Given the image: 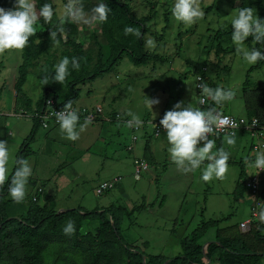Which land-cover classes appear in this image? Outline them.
I'll use <instances>...</instances> for the list:
<instances>
[{"label":"rangeland","instance_id":"obj_1","mask_svg":"<svg viewBox=\"0 0 264 264\" xmlns=\"http://www.w3.org/2000/svg\"><path fill=\"white\" fill-rule=\"evenodd\" d=\"M49 1L56 10L53 18L55 22L63 23L68 20L77 27V35L81 39H90L93 34L100 36V25L92 19L93 9L99 1L79 0L85 13L82 19L64 16L67 0ZM253 1L199 0L204 11L211 5H215L216 9L205 14L196 24L184 26L171 15L174 0H131L130 4L138 18H150L147 23L145 50L157 55L166 64H154V70L151 62L145 67H134L123 60L117 66L116 72L109 73L82 89L76 109H86L89 110L88 113L101 109L102 115L105 116L101 117L100 124H86L77 141L68 140L58 123L53 122L56 120L51 121L54 124L51 128L48 127L49 130L39 129L30 145L34 154L25 159L32 167L25 198L20 203H13L9 213H17L23 209L33 188L36 189L42 184L46 192L50 191V196H55L56 206L62 209L81 207L85 211H91L97 207L118 203L134 210L133 216L121 225L123 241L147 254L167 258L180 254V240L189 235L201 221L220 220V235L226 237H232V232H242L239 225L250 220L253 212L257 217L252 218V222L260 223L264 219V202L259 200L258 195L261 189H264V174L259 178V184L254 191L246 187L242 198H237L234 194L240 172L238 163L241 159L245 161H242L245 179L252 175V168L245 160L250 143L247 137L243 138V151H240L237 157L235 150L230 153L229 168L224 177L205 182L200 178V169L185 172L176 166L169 158L166 143L164 149L157 147L159 141H164L163 135L158 138L159 141H156L157 138H151L150 149L144 151L143 136H153L151 125H144L134 134L127 124L131 118L128 115L130 111L141 119L149 116V120H152L150 112L144 108L143 95L149 99H158L160 96L167 99L165 103L169 102L167 107H160L158 104L153 106L156 116L160 114L158 118L174 105V102L168 99L175 95L176 90L186 91V95L188 92L190 99L183 101L185 104L193 100L198 105L197 96H193V92L196 95L194 88L189 85L192 81L195 82L197 74H200L202 79L206 77L208 85L214 84L233 90V100L220 105L221 112L233 117L243 116L241 90L245 78L250 74V82L247 80L250 88L263 87L264 65L259 71L248 73L254 65H248L240 58L231 36L223 39L220 44L222 49L228 51L218 55L213 40L219 30L232 31L230 19L238 8L247 6L255 9ZM226 24H229L227 28L221 27ZM35 27L37 31L38 22ZM149 39L155 42L154 45L147 43ZM98 41L100 45H104L105 51L107 48L104 40L99 37ZM48 46L49 51H54L57 55L58 44L48 40ZM20 55L21 51L18 50L0 52V92L3 89L9 106L11 100L14 101L16 97L14 83L15 78L17 79L16 68L21 63ZM55 60L57 64L56 56ZM44 63L42 57L22 88L23 92L33 99V103L42 94L41 84L36 77ZM113 112L115 119L110 122L108 120ZM30 118L31 115H24V122L20 121L18 127L12 125L14 139L18 140L22 134L28 135L26 124L30 125L31 130ZM30 130L28 128V133ZM133 135L136 137L134 143ZM127 146L129 149L132 147L131 152L126 151ZM135 158H142L146 166V170L137 180L132 164ZM13 171L12 166L9 172ZM115 178L120 179L115 188L102 195H96V186ZM135 208L138 210L135 211ZM94 227L96 223L92 222L88 228L92 230ZM215 231L216 229H212L208 232L205 238L207 242L214 239ZM261 236L264 237V230ZM0 264L7 263L0 261ZM205 264H209V261Z\"/></svg>","mask_w":264,"mask_h":264},{"label":"trees","instance_id":"obj_2","mask_svg":"<svg viewBox=\"0 0 264 264\" xmlns=\"http://www.w3.org/2000/svg\"><path fill=\"white\" fill-rule=\"evenodd\" d=\"M45 2L52 4L49 0H35L37 9ZM104 2L111 9L108 20L102 24L99 23L100 36L93 34L90 39H81L77 35V27L68 20L59 23L53 19L51 23L54 24H51L38 19L39 28L36 34L30 37V44L21 51V63L16 68L17 79L14 83L16 101L18 104L23 101L32 113L31 131L20 145L16 158L26 159L33 155L34 151L30 149V145L34 141L37 131L42 128L47 131L56 122L53 121V123L48 119L47 126L43 127L45 112L47 116L54 111H59L68 101L72 102L73 108L78 109L76 102L82 89L92 85L94 81L106 77L107 74L116 72L117 66L123 60L134 67H145L151 62L154 70L156 68L154 64L158 63L160 66L166 64L163 59L145 50L147 23L150 18H138L130 4L131 0H104ZM253 2L257 16L264 19V0H254ZM13 6L14 0H0V7L10 9ZM215 9L216 6L211 5L205 10V14L213 12ZM57 26L63 27L65 31L61 34L59 42H56L59 50L55 55L54 51H49L48 40H51L49 39V30H55ZM126 26L136 27L140 36L125 35L124 28ZM230 36L231 32L226 30H219L215 33L213 42L217 46V55L228 51L222 49L220 44L223 39H228ZM99 37L104 40L107 48L105 51L104 45H100L98 41ZM36 39L39 40V44ZM246 43L249 48L255 46V42L251 38ZM55 56L58 58V62L63 57L70 59L75 57L80 67L78 70L70 69L69 76L61 83L48 80L46 85H42L41 81L46 76L49 75V79H51V75L54 74L52 72L56 65ZM42 57H44L45 63L36 77L41 84L42 94L33 103L31 97L26 95L22 88ZM263 65L264 61L256 63L250 67L248 73L259 71ZM249 75L245 78L241 90L244 114L236 118H243L248 124L255 120L258 130L264 133V86L250 88L247 83ZM203 82H207L206 77ZM208 86L217 87L214 84ZM198 107L205 111L212 109L224 114L221 112L220 105H215L207 98L203 106L198 104ZM85 111L86 109L77 110L80 123L86 121L84 117L88 112L85 114ZM26 113L28 112L26 111ZM101 117L103 116L94 114V120L87 121V124H100ZM110 117V122H114L115 112ZM54 120H56L55 116ZM236 132L237 135L244 133L250 136L244 128ZM219 137L222 136L216 135L212 139L216 142ZM151 138L153 137H143L145 140L144 151L150 149ZM251 140L250 149L252 150L254 139ZM126 151L131 152L132 147L128 149L127 146ZM134 162L144 163V160L135 158L132 163L133 169ZM238 164L240 172L234 194L237 198H242L246 191V173L243 169L244 163L239 162ZM263 172L254 173L252 176L259 179ZM12 174L0 186V261L7 264H205L206 261H209V264L214 262L217 264H263L264 262V237L261 236L264 230V219L260 223L252 222V213L249 230L232 232L230 233L232 237L220 235V220L201 221L189 235L180 240V254L167 258L161 255L147 254L138 247H132L123 241L121 225L133 216L134 210L118 203L102 208L97 207L91 211H85L81 207L62 209L56 206L55 196H50V191L46 192L42 184L35 190L33 197L29 198L23 209L20 208L19 212L15 211L10 214L11 205L15 203L8 198V186ZM102 184L95 188L94 192L98 196L111 191L117 185L114 184L112 188L106 187L98 192ZM258 197L261 202H264V189H261ZM136 210L138 208H135ZM69 221L73 223L75 230L71 234H66L63 228ZM92 222L96 223V227L91 230L88 227ZM212 229H216L214 239L209 240L210 244L203 249L204 245L208 243L205 238Z\"/></svg>","mask_w":264,"mask_h":264},{"label":"clouds","instance_id":"obj_3","mask_svg":"<svg viewBox=\"0 0 264 264\" xmlns=\"http://www.w3.org/2000/svg\"><path fill=\"white\" fill-rule=\"evenodd\" d=\"M110 11L108 4L104 0H99L93 9L92 19L102 24L108 20ZM54 14L55 10L51 3L45 2L37 9L35 0H14L12 8L0 7V52L7 50L23 51L30 44V37L36 34L35 25L38 19L50 23L53 21ZM63 14L65 17L72 19H82L85 15L79 0H67ZM171 15L182 25L192 26L204 18L205 11L200 6L199 0H174ZM229 24L232 28L231 40L240 58L248 65H255L264 61V19L257 16L256 10L247 6L238 8L232 15ZM229 24L221 25V27L227 28ZM64 31V28L60 26H57L55 30H49V39L58 43ZM124 33L125 35L140 36V32L133 26H126ZM249 38L255 42V46L251 48L246 43ZM36 41L39 44V40L36 39ZM147 43L154 45L155 42L149 39ZM79 67L80 64L75 57L71 59L63 57L54 65V72H52L54 74L51 75V79L48 75L41 83L46 85L48 80L61 83L69 76L70 69L78 70ZM195 81L199 82L194 83L192 81L189 85L191 88L199 89V95H193L198 97L199 105L206 102L205 98L214 102L215 105H222L234 98L235 93L231 89L209 87L201 78ZM143 98L144 108L150 112L152 116L150 122L155 128L156 125L152 123L156 117L153 106L157 105L159 100L149 99L145 95H143ZM54 113L56 122L65 137L70 141H77L80 133L85 130L87 121L80 123V116L77 110L73 108L72 102L68 101L61 110L54 111ZM98 115H102L101 109ZM128 115L131 118L127 121V124L130 127L140 129L144 121L131 111ZM161 117L159 126L164 130L169 158L176 166L182 168L185 172L200 169V178L205 182L224 177L229 168L230 153L223 148H216L215 140L210 137L216 136L217 129L225 130L224 142L228 146L235 145L238 137L236 129L239 126L235 119L223 116L212 109L202 110L193 100L187 104L183 101L176 102ZM9 162L8 142L0 140V186L8 179ZM248 166L256 169V174L264 171V152L255 153L254 158L249 160ZM140 174L136 176L134 173L136 180ZM31 175L32 167L29 162L23 158H16L14 172L8 186V195L14 202L20 203L24 200L26 186ZM115 179L117 180L115 184H118L120 179ZM115 179L104 183H111ZM248 221L251 223L250 220ZM74 230L71 221L63 228L66 234H71Z\"/></svg>","mask_w":264,"mask_h":264},{"label":"crops","instance_id":"obj_4","mask_svg":"<svg viewBox=\"0 0 264 264\" xmlns=\"http://www.w3.org/2000/svg\"><path fill=\"white\" fill-rule=\"evenodd\" d=\"M16 80V78H15ZM195 83V82H194ZM195 91V89H194ZM175 95H171V97H169L168 100H170L171 102H174L173 104H175L176 102L178 101H185V100H189L190 97H189V94L187 92V95H186V91H180V90H176L175 92ZM193 95H194V92H193ZM29 96V95H28ZM163 97V96H161ZM158 100H159V103L158 105L160 107H167L168 103H165V100L167 99H163V98H160V96L157 97ZM160 98V99H159ZM12 99V98H11ZM17 97H15V100L12 101L11 100V106L8 105V101H7V98L5 97L4 93H3V89L1 90L0 92V140H5L8 142V147H9V152H10V162H9V168L13 166V169H14V166H15V159L17 157V154H18V150L20 148V145L22 144V142L27 138V136L29 135L28 133V128L30 130V125L29 124H26V133L28 135L24 136V134H22V136H20V138L18 140L14 139L13 136L14 134L11 132V127L13 124H15L17 127L19 126V122L20 121H23L24 119V115H31L32 113L30 112L28 106L26 107V104L22 101L21 103L19 102V104L17 103L16 101ZM32 99V98H31ZM33 101V99H32ZM165 103V104H164ZM198 106V105H197ZM83 107H89V106H83ZM26 111L28 113H26ZM244 111V110H243ZM126 115V114H125ZM160 114H158L156 116V119H158V116ZM128 117V115H126ZM163 116V115H161ZM160 116V117H161ZM28 116L25 117V119H27ZM159 117V118H160ZM143 119H150L149 116L147 117H144L142 118ZM127 120V119H126ZM9 122V123H8ZM15 122H18V123H15ZM24 122V121H23ZM31 123V122H30ZM32 124V123H31ZM31 131V130H30ZM237 142L235 145L233 146H228L225 142H224V138L225 136H222V137H219L217 138V141L215 142V145H216V148H223L225 150H228L229 153L232 152V150H235L236 151V157L238 156V154L240 153V151L242 152L243 151V138L247 137L248 140H249V146H248V154L246 155L245 157V160H246V164L247 162H249V160L253 159L254 158V152L250 149V144L252 143V140L250 138V136H248L247 134H238L237 135ZM164 138L163 140L164 141H159L158 139L156 141H159L158 142V148L160 149H164V144L166 142V139H165V136L163 135ZM151 147V145H150ZM153 147V146H152ZM236 157H234L233 159L235 160ZM231 159V157H230ZM229 159V160H230ZM245 162L243 159H241L239 162ZM256 169L252 168L251 172H252V175L255 172ZM11 171V169H10ZM263 172V171H262ZM13 172H9L8 174V177L10 176V174H12ZM262 174V173H261ZM264 174V172H263ZM251 175V176H252ZM116 180V179H115ZM105 182H108V181H105ZM104 183V182H103ZM259 184V183H258ZM37 189V188H36ZM35 188H33V192L31 194L30 197H33L34 193H35ZM29 197V198H30ZM13 204L11 205V208H12ZM10 211V210H9ZM14 213V212H13ZM12 213V214H13ZM248 220L242 222V223H245L247 222Z\"/></svg>","mask_w":264,"mask_h":264},{"label":"built area","instance_id":"obj_5","mask_svg":"<svg viewBox=\"0 0 264 264\" xmlns=\"http://www.w3.org/2000/svg\"><path fill=\"white\" fill-rule=\"evenodd\" d=\"M205 70V69H203ZM201 78V75L198 74L196 77H195V80H198ZM202 79V78H201ZM204 81V79H202ZM199 81H195V83H198ZM195 89V93L196 95H199V89L198 88H194ZM206 99V98H205ZM49 102L47 103V105L49 106ZM203 106V105H201ZM88 112V111H87ZM85 111V114L87 113ZM100 112V109H98V112L97 110L95 111V113H88L86 114V116L84 117V120L86 121H89L91 122L92 120H94V114H98ZM221 114V113H220ZM223 116H228L230 117L231 119H235L238 123V128L236 129V131H238L239 129L241 128H244L246 130V132L250 135L251 139H254V144H253V152L257 153V152H261L264 150V133H261L259 130H258V126H257V122L255 120H252L249 124L247 123V121L245 119H238L236 117H233V116H229V115H226V114H221ZM54 116L55 114L54 113H50L49 115L46 116V112L43 116V120H44V124L43 125H46V122L48 119H50V121H53L54 120ZM162 117H160L159 119L157 120H153L152 123L154 125H156V127L154 128L153 125L151 124L150 120H145L144 121V124L142 125V127L140 129H136L135 127H130V129L134 132V134L136 132H138L139 130H141L143 128L144 125H151L152 127V133H153V136H148V137H153V138H159L160 136L164 135V130L159 126V120L161 119ZM52 119V120H51ZM226 132L225 130H221V129H217V136H225ZM144 137V136H143ZM146 137V136H145ZM135 136L133 135L132 137V142L134 143L135 141ZM212 138V137H210ZM129 149V148H128ZM146 169V166L143 164V163H137V162H134V173L136 176H138L142 171H144ZM117 182V180H114L113 182L111 183H103L101 186H100V189L98 190V192L104 188H112V186ZM259 183V179L256 177V176H251L249 179H246L245 180V185L246 187L248 188H251L253 191L256 189V185H258ZM258 205V204H257ZM257 216V214L255 212L252 213V217L255 218ZM249 225H250V222L247 221L245 223H241L240 224V229L242 232L244 231H248L246 230L247 228L249 229Z\"/></svg>","mask_w":264,"mask_h":264},{"label":"water","instance_id":"obj_6","mask_svg":"<svg viewBox=\"0 0 264 264\" xmlns=\"http://www.w3.org/2000/svg\"><path fill=\"white\" fill-rule=\"evenodd\" d=\"M208 244H210V242L206 243V244L204 245L203 249H205V248H206V246H207Z\"/></svg>","mask_w":264,"mask_h":264}]
</instances>
